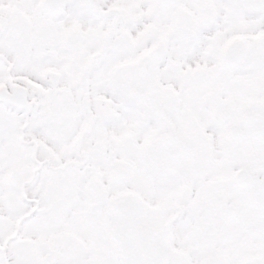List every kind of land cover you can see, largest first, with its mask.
<instances>
[{
	"label": "snow or ice",
	"instance_id": "obj_1",
	"mask_svg": "<svg viewBox=\"0 0 264 264\" xmlns=\"http://www.w3.org/2000/svg\"><path fill=\"white\" fill-rule=\"evenodd\" d=\"M0 264H264V0H0Z\"/></svg>",
	"mask_w": 264,
	"mask_h": 264
}]
</instances>
